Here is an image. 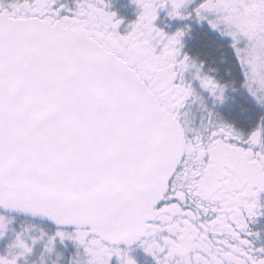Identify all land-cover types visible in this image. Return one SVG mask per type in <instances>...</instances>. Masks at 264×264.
Here are the masks:
<instances>
[{
  "label": "snow or ice",
  "instance_id": "1",
  "mask_svg": "<svg viewBox=\"0 0 264 264\" xmlns=\"http://www.w3.org/2000/svg\"><path fill=\"white\" fill-rule=\"evenodd\" d=\"M133 3L121 32L108 0H0V264H264V114L217 110H264V0ZM161 10L229 37L231 78Z\"/></svg>",
  "mask_w": 264,
  "mask_h": 264
},
{
  "label": "flooded vegetation",
  "instance_id": "2",
  "mask_svg": "<svg viewBox=\"0 0 264 264\" xmlns=\"http://www.w3.org/2000/svg\"><path fill=\"white\" fill-rule=\"evenodd\" d=\"M110 10L116 11L119 17H122L124 23L121 24L119 31L126 30L129 21L134 20L138 14V7L133 0H108ZM160 26L166 30L172 31L180 24H188L190 28L185 34L184 43L186 50L198 51L201 58L211 67L218 68V75L225 79L231 78L226 71L228 68L234 69L235 64L232 58L223 46V38L219 32L212 29L207 21H199L194 18L187 20L172 19L165 15L161 10L157 21ZM229 99L223 104L217 105V110L229 121L235 122L237 126H250L258 115L264 114V110L257 106H252L246 100H243L242 93L229 90ZM246 109L242 111L241 109ZM264 200V193L261 194ZM249 228L252 232L258 233L254 238L257 247L264 246V216H259L249 221ZM130 254L133 255L138 264H155L154 258L146 253L142 247L136 243L131 246Z\"/></svg>",
  "mask_w": 264,
  "mask_h": 264
},
{
  "label": "rangeland",
  "instance_id": "3",
  "mask_svg": "<svg viewBox=\"0 0 264 264\" xmlns=\"http://www.w3.org/2000/svg\"><path fill=\"white\" fill-rule=\"evenodd\" d=\"M219 34H220V33H219ZM220 36H222V35H220ZM222 38H223V46H224V48H226L227 51L229 52V54H230V56H231V58H232V63L235 64L234 69H233V73H235V69H236L237 65H236V60H235L234 51H233V49H232V47H231L230 38H229V37H226V36H222ZM236 75H237V79H238V80H239V79H242V77H240L239 74H236ZM237 91H239V92L242 93L243 100H244L245 102H246V100H247V102H248L249 104H251L252 106H256V105L252 102V100H251V98H250V96H249V93L247 92V89H246V88L240 87V88H237Z\"/></svg>",
  "mask_w": 264,
  "mask_h": 264
},
{
  "label": "water",
  "instance_id": "4",
  "mask_svg": "<svg viewBox=\"0 0 264 264\" xmlns=\"http://www.w3.org/2000/svg\"><path fill=\"white\" fill-rule=\"evenodd\" d=\"M136 243H134L132 246H134Z\"/></svg>",
  "mask_w": 264,
  "mask_h": 264
}]
</instances>
